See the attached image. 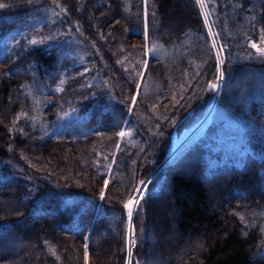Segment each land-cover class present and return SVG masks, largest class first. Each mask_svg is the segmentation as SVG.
<instances>
[{
  "label": "trees",
  "instance_id": "obj_1",
  "mask_svg": "<svg viewBox=\"0 0 264 264\" xmlns=\"http://www.w3.org/2000/svg\"><path fill=\"white\" fill-rule=\"evenodd\" d=\"M199 1L0 0V264H264V0Z\"/></svg>",
  "mask_w": 264,
  "mask_h": 264
},
{
  "label": "bare ground",
  "instance_id": "obj_2",
  "mask_svg": "<svg viewBox=\"0 0 264 264\" xmlns=\"http://www.w3.org/2000/svg\"><path fill=\"white\" fill-rule=\"evenodd\" d=\"M215 85H216V87L214 89L216 91V96H217V94L219 92V89H220V86H221V80L218 79V81L215 83ZM211 108H212V106H211ZM211 108L196 123H194L193 125H191L187 129L183 130L178 136L173 137V139H172V141L170 143V146L168 148V151L166 153V156H165V159H166V161L168 163H171V162L175 161L177 159V157L182 153V151H184L205 130V128L208 125L209 121H211L210 120V117H211L210 115H211V112H212ZM182 158H180V159H182ZM171 187H174V186H171ZM141 188H140L139 192L136 195H134L133 198H131L132 200H136V201L139 202L140 198L143 195V191L141 190ZM174 188H176V187H174ZM174 188H173V192L176 190V189L174 190ZM173 192H171V193L173 194ZM136 205H137V203L133 204V206L130 209L131 212L133 211V209H134V207ZM133 239L134 238L131 235V238L129 240V246L130 247H132L133 244H134V240ZM130 259H131V256L129 258V263L128 264H130Z\"/></svg>",
  "mask_w": 264,
  "mask_h": 264
},
{
  "label": "water",
  "instance_id": "obj_3",
  "mask_svg": "<svg viewBox=\"0 0 264 264\" xmlns=\"http://www.w3.org/2000/svg\"><path fill=\"white\" fill-rule=\"evenodd\" d=\"M198 1V3H199V5H200V7H201V4H200V1L199 0H197ZM205 21H206V19H205ZM206 26H207V30H208V33H209V36H210V39H211V42H212V45H213V48H214V51H215V53H216V55H217V57H219V55H218V50H217V47H216V45H215V41H214V39H213V36H212V33H211V31H210V29H209V27H208V23H207V21H206ZM220 69H221V71H222V64H220ZM222 84H223V79L221 80V86H220V89H219V92H218V94H217V96H216V98H215V100H214V102H213V104H212V112H213V110H214V108H215V105H216V102H217V99H218V97H219V95H220V91H221V87H222ZM212 112H211V114H212ZM211 116V115H210ZM207 127V126H206ZM206 129V128H205ZM203 133V132H202ZM201 133V134H202ZM200 134V135H201ZM199 135V136H200ZM198 136V137H199ZM198 137L190 144V145H192L197 139H198ZM189 145V146H190ZM188 146V147H189ZM187 147V148H188ZM187 148L184 150V151H182V153L177 157V159L175 160V161H173V162H171V163H168L167 161H166V159L164 158L163 159V161L161 162V164L157 167V169L154 171V173L150 176V178L146 181V183L144 184V186H142V188H141V190L143 191V195H142V197L144 196V194H145V190H146V188H147V185H148V183L153 179V176H154V174L155 173H157L158 171H160L161 169H163L164 167H166V166H168V165H170V164H172V163H174V162H176L182 155H183V153L187 150ZM141 197V198H142ZM140 198V199H141ZM138 204V203H137ZM137 206V205H136ZM136 206L134 207V209H133V211H132V216H133V214H134V212H135V209H136ZM132 235V232H131V229H130V232H129V237ZM134 240V239H133ZM131 249H132V247H130L129 246V256H131Z\"/></svg>",
  "mask_w": 264,
  "mask_h": 264
},
{
  "label": "rangeland",
  "instance_id": "obj_4",
  "mask_svg": "<svg viewBox=\"0 0 264 264\" xmlns=\"http://www.w3.org/2000/svg\"><path fill=\"white\" fill-rule=\"evenodd\" d=\"M251 44V46L253 47V45H256V47H253L257 52H259V53H264V46H262V47H260V46H258V44H256V43H250ZM220 64H222V62H221V60H220ZM221 73V69H220V67L218 68V74H217V77H216V79L210 84V85H212V84H215L217 81H218V79H219V74ZM212 90L214 93H215V95H216V91H215V89L214 88H210V86H209V90ZM215 97V96H214ZM215 99V98H214ZM213 103V102H212ZM209 108H211V106L209 107ZM209 110L207 109V111H206V113L208 112ZM205 113V114H206ZM204 114V115H205ZM193 114H192V112H190L187 116L188 117H191ZM203 117V116H202ZM200 118H198V119H196V120H193V121H188V122H186L180 129H175L174 131H173V133H172V136H171V139H170V143H171V141H172V139H173V137H176V136H178L183 130H185V129H187L188 127H190L191 125H193L194 123H196L198 120H199ZM169 146H170V144H169ZM140 190V189H139ZM139 190H138V192H139ZM137 192V193H138ZM127 210L128 211H131L130 209H128L127 208ZM130 238H131V236L129 237V240H130ZM162 253H164V256H165V254L167 255V256H169V253H167V252H162ZM166 256V257H167ZM166 257H164V259H166ZM129 258H130V256H129ZM129 258H128V262H127V264L129 263ZM130 264H131V261H130Z\"/></svg>",
  "mask_w": 264,
  "mask_h": 264
},
{
  "label": "snow or ice",
  "instance_id": "obj_5",
  "mask_svg": "<svg viewBox=\"0 0 264 264\" xmlns=\"http://www.w3.org/2000/svg\"><path fill=\"white\" fill-rule=\"evenodd\" d=\"M0 7H4V5H3V4H0ZM253 47H256V45H253ZM223 75H224V74L221 72V73H220V76H219V79L222 80V79H223ZM215 87H216L215 84L210 85V88H215ZM120 135L123 136V135H125V133H124V132H121ZM142 183H143V182H142ZM104 185H105V187H107V185H108V180H105V181H104ZM101 197L103 198V192L101 193ZM136 203H138V201L130 199L127 203H125L124 207H125V208H128V209H131V207L133 206V204H136ZM128 215H129V217L131 218V216H132V212L129 211ZM85 259L87 260V252L85 253Z\"/></svg>",
  "mask_w": 264,
  "mask_h": 264
}]
</instances>
